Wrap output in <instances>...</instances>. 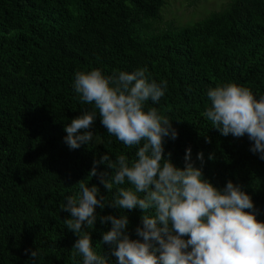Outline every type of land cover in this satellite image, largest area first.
Instances as JSON below:
<instances>
[{
    "label": "trees",
    "instance_id": "16d2710c",
    "mask_svg": "<svg viewBox=\"0 0 264 264\" xmlns=\"http://www.w3.org/2000/svg\"><path fill=\"white\" fill-rule=\"evenodd\" d=\"M166 0H0V264H83L73 249L78 237L66 228L61 211L78 182L96 185L113 201L118 187L107 192L98 175L88 177L102 156L136 159L110 136L97 119L91 142L71 150L65 126L94 106L82 103L73 83L75 73L99 69L105 77L147 68L149 82H167L155 107L172 121L178 136L165 138V156L184 168L186 149L206 180L223 189L228 181L251 196L257 219L264 222V160L250 151L247 135L222 136L202 114L211 103L210 88L235 83L259 99L264 96V0H229L205 17L158 29ZM149 29L151 31H149ZM210 140V143L206 142ZM143 143V142H142ZM142 146V145H141ZM203 152L204 162L197 159ZM214 154V160H209ZM91 233L93 250L118 264L102 234L111 223L99 217L125 214L130 239L146 214L96 208ZM147 214H153L151 211Z\"/></svg>",
    "mask_w": 264,
    "mask_h": 264
},
{
    "label": "clouds",
    "instance_id": "9594fccd",
    "mask_svg": "<svg viewBox=\"0 0 264 264\" xmlns=\"http://www.w3.org/2000/svg\"><path fill=\"white\" fill-rule=\"evenodd\" d=\"M146 72L147 68H140L108 77L99 69L75 73L76 93L94 110L84 111L65 126L67 146L75 150L92 141L90 129L98 111L110 136L138 150L133 161L124 154L115 161L110 155L94 161L88 177L98 175L96 165H105L110 171L99 173V178L107 192L114 185H130L118 187L111 203L105 204L99 188L90 187L85 179L77 184L78 195L66 197L61 211L70 214L64 223L78 237L73 249L82 256L83 264H108L106 256L93 250L91 233L84 229L94 228L97 207L124 212L139 208L146 213L142 227L136 228L142 242L126 234L127 215L99 217L101 224L111 223V229L102 234V243L111 246L118 264H264V222L257 219L251 196L232 181L223 189L216 188L204 178L202 167L195 166L190 148L183 169L172 163L170 152L165 156V138L175 140L178 133L155 107L145 111V103H158L167 82H149ZM207 97L211 106L202 115L213 128L225 137L247 135L252 142L250 151L264 160V96L257 99L250 89L228 83L208 89ZM214 158V154L208 157ZM197 159L203 164V152ZM150 211L153 214H147ZM29 252L36 264L37 251L25 250V254Z\"/></svg>",
    "mask_w": 264,
    "mask_h": 264
},
{
    "label": "rangeland",
    "instance_id": "374dc122",
    "mask_svg": "<svg viewBox=\"0 0 264 264\" xmlns=\"http://www.w3.org/2000/svg\"><path fill=\"white\" fill-rule=\"evenodd\" d=\"M229 0H166L161 10L158 29L165 28L167 23L182 26L199 20L212 11L221 9ZM149 31H151L149 29Z\"/></svg>",
    "mask_w": 264,
    "mask_h": 264
}]
</instances>
